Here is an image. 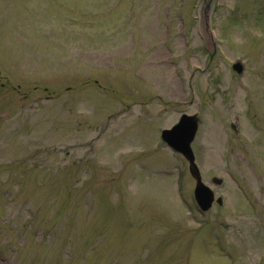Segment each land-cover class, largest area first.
<instances>
[{"label":"rangeland","instance_id":"374dc122","mask_svg":"<svg viewBox=\"0 0 264 264\" xmlns=\"http://www.w3.org/2000/svg\"><path fill=\"white\" fill-rule=\"evenodd\" d=\"M0 264H264V0H0Z\"/></svg>","mask_w":264,"mask_h":264},{"label":"water","instance_id":"95a60500","mask_svg":"<svg viewBox=\"0 0 264 264\" xmlns=\"http://www.w3.org/2000/svg\"><path fill=\"white\" fill-rule=\"evenodd\" d=\"M233 68L241 74L243 72V66L240 62L236 63ZM198 129V119L196 116L183 115L181 121L173 129L164 130L163 138L171 145L175 150L184 154V156L190 162V171L193 177L197 180L196 186V198L199 204L204 210L211 207L214 195L209 187L205 186L201 179V174L197 164L195 163V155L191 148V143L195 138ZM214 182L221 184L222 180L215 178ZM218 202H222L219 199Z\"/></svg>","mask_w":264,"mask_h":264},{"label":"bare ground","instance_id":"6f19581e","mask_svg":"<svg viewBox=\"0 0 264 264\" xmlns=\"http://www.w3.org/2000/svg\"><path fill=\"white\" fill-rule=\"evenodd\" d=\"M118 123H119V122H116V124H115L113 127L117 126Z\"/></svg>","mask_w":264,"mask_h":264}]
</instances>
